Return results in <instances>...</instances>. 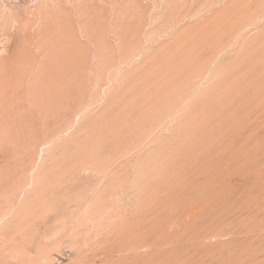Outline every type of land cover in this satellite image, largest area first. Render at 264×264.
Segmentation results:
<instances>
[{
  "label": "rangeland",
  "instance_id": "rangeland-1",
  "mask_svg": "<svg viewBox=\"0 0 264 264\" xmlns=\"http://www.w3.org/2000/svg\"><path fill=\"white\" fill-rule=\"evenodd\" d=\"M0 264H264V0H0Z\"/></svg>",
  "mask_w": 264,
  "mask_h": 264
},
{
  "label": "bare ground",
  "instance_id": "bare-ground-1",
  "mask_svg": "<svg viewBox=\"0 0 264 264\" xmlns=\"http://www.w3.org/2000/svg\"><path fill=\"white\" fill-rule=\"evenodd\" d=\"M59 2H61V1H59ZM59 4V3H58ZM61 4H62V2H61ZM62 8V7H61ZM62 10H63V8H62ZM62 10H60L61 11V15H63L64 14V16H68V17H71V15H70V12L69 11H67V10H63L64 11V13H63V11Z\"/></svg>",
  "mask_w": 264,
  "mask_h": 264
}]
</instances>
